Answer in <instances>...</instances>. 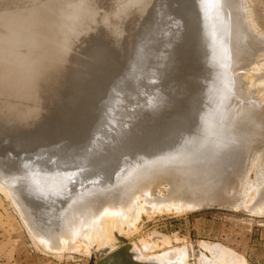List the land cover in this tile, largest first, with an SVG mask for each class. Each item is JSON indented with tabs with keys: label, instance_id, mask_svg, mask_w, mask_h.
<instances>
[{
	"label": "rangeland",
	"instance_id": "1",
	"mask_svg": "<svg viewBox=\"0 0 264 264\" xmlns=\"http://www.w3.org/2000/svg\"><path fill=\"white\" fill-rule=\"evenodd\" d=\"M50 1L51 0H27V1L26 0H0V19H1L0 20V51L2 48L5 47L6 40L9 37L10 32H11V28L12 29L14 28L15 33L17 31H19V33L22 31L30 32L29 34H31V36L33 37L35 34L34 38L36 40H44V41L46 40L48 44L44 42L46 43L44 44V47H41L38 50L40 54L38 56H33L32 58L33 60L28 59L29 60L28 63L30 62L29 64L31 65H27V66H31L33 68V73H31L32 77L30 74H27V75H29L30 78L32 79H36L38 81L40 80L42 82H48L50 81V78L51 80H54L56 78L55 87L58 93H60L61 95L60 97L64 98L66 95L68 96V94L70 95L73 94L75 99H78V97L81 98L79 99L78 103H77V100L75 101V99L73 98L72 101H74L75 104L73 103L66 104L63 101L52 103L50 101L51 99H49L51 96L50 92H45V94H42V95L39 94L36 102H39L40 100V103L43 104V109L45 110V114L39 118V121L33 122L37 125V128H34V130L38 131L39 134L40 133L41 134L43 133L42 135L50 134L52 135L51 138L53 139H56L57 137H59L60 134H63L66 136V133H65L66 130L65 128L62 127L63 125H61L63 123L64 115L67 116L70 113L72 117L71 119L73 120L71 121L72 124L70 126L71 127L78 126L82 124V120L84 122L85 121L89 122L90 120H92L96 114L95 111L99 109H103L105 105L106 107H109L110 110L114 107V106L112 107L111 104L108 105L106 103V100L103 97L105 96L106 90L108 91V93L116 94L117 96L121 94V92H124V94H128V93L132 94L131 90H133V87H135V90L139 89L140 84H142L144 80L145 82H147L146 75H144V77H143V74H140L141 76L137 75L138 77H136V80L133 77V75L136 74L134 71L135 60L137 57L135 56V53L136 55H138L140 49H142V46L143 48L145 47L151 48L150 52L145 56L144 59L146 60V62H150L151 64L155 63L154 69L158 71L159 73L156 84L154 85L149 84L150 90H149L148 98L145 97L144 104H140L139 102L134 103V100L132 98L124 110L121 109L120 111L116 110L114 112L109 111L108 113H106L108 117H106L105 115V118H107V120L108 118H110L109 126L110 125L117 126V130L120 126L122 129V130L117 131L119 134H118L116 142L120 145L125 143L124 148H126L128 151H131V154H129L127 150L125 152L122 151L121 154L119 153L116 155H113L110 153L103 154V156L94 154V156L96 155L95 156L96 159H95L94 156L92 155L95 149L91 148V150L93 149L94 151L93 150L90 151V153L91 152L92 153L87 156V158L90 157L91 159L89 160V163L85 162V166H87L88 169L90 168L89 171H91L89 172L91 173V178H89V181L91 182H95V180L98 178L96 177V172H98L102 168L106 169L107 166L111 162H113L114 158H118L117 161L120 162L119 164L121 166L122 165L124 166L125 171L123 173H126V174L129 168H130V171L132 170L134 172L143 169L140 165H142L141 161L144 159L152 160L154 157H157L159 159L162 158L166 160L169 155H167L162 150L157 151V148H155L154 144L157 141H161L162 134L166 133V131L168 130H170V133H180L181 138L186 139L187 144H191L192 142H194V140H196L197 134L195 135L196 131H194L195 129L194 127L186 126L187 124L182 125V126L179 125V126L173 127V123H174L173 120L176 117L175 115L177 114L178 111L176 113L175 112L170 113V111L172 109L171 108L172 104L173 105L177 104L179 101H183V99L185 100L186 98L189 102L193 101V98L194 100L196 98L195 100L196 107L197 106L199 107V105H203L208 102L207 104L208 109L211 108L210 107L211 100L210 101L208 100V97L206 96L203 87L205 86L206 83L207 85L212 83V82H209L210 80L214 82L215 80L214 78H217V77L219 78L217 74L222 72V70L224 69L222 67L223 65H217L216 67L210 66L209 68L210 70L212 69V71L210 70H209L210 72L207 70L202 71V72L198 71V73L194 75L193 74L190 75L188 74V72L180 71V67L184 66V64L186 66L188 64L189 59L192 57V55L195 54V52H197L198 50L197 46L201 45L200 44L201 41L202 43H205L206 45L213 44L214 47L216 46L215 47L216 50H218L217 53H220V51H222V56L224 55V53H226V56H227L225 67L226 66L228 67L227 71L229 72L228 74H225L227 76L225 81L223 83L221 81L216 82L215 85L212 83L210 87H214L216 85L222 87V89L225 90V94H224L225 97L226 96L227 97L236 96L238 99H241V101H244L243 102L244 106H248V104L251 105V103H253L254 101H257V102L260 101V103H264V98H261L264 96V92H262V96H259L258 88L255 87L256 85L259 84V82L260 83L263 82L262 84H264V70H263L264 68L263 69L261 68L260 70L257 69V71L255 70L256 72H254V70L253 71L251 70V72L253 73H250V70L248 72L247 71L245 72L246 68L243 67L244 66L243 57H239L238 59V57L234 55L233 53H231V51H229L228 48L226 50L225 48H223L224 44H222V46L219 48L217 43L214 44L215 42L213 43V41H210V36L212 35V33L209 34L210 32L209 33L205 32L203 35L195 34L194 39L191 42L187 41L188 40L187 29H186L187 20L190 21V18H191V22L194 23V25L190 23L192 27L195 26V24H196L195 27L197 28L200 27L201 20H204L203 17H205V15L208 17L207 6H209V4L207 2L204 3V2H201V0H148V1L141 0L143 3L140 0L139 1L136 0V3L134 2L135 0H133V2L132 0H124V2L123 0L121 1L111 0V3L108 2L110 0L108 1L106 0H52L51 2ZM186 1H190L191 3H194L195 5V7L193 8L194 13L190 14L189 9H188L189 4ZM242 1H243L242 9H244L243 16L244 15L245 16L243 17L244 19L242 18L243 19L241 20L242 22L238 21L242 23V24L239 23L241 24L239 26L240 27L242 26L247 31L248 29H250V31H253V33H255V37L259 35L258 37H260L259 39L261 40L260 44L261 46H264V0H247V1L242 0ZM244 1L245 3L247 2L246 5ZM142 5L143 7H141ZM245 6H247L248 9H246ZM129 8H131V10H129ZM133 9L135 11L137 10L136 12H138L136 13V16H134L135 11ZM131 11L132 13L133 12L134 13L132 14ZM234 11L235 10L228 8V14L226 18H223L222 22H220L224 25L225 30L231 28L233 24L237 23L236 17L234 16V13H235ZM247 11L249 12V14ZM143 12L147 14L151 13L152 15H154L153 16L154 19L151 18L152 21L154 20V22L156 20L155 26L153 27V29H155L153 30L154 31L153 33L151 29L149 30V26L146 27L145 25L148 22V19H147L148 17ZM246 14L248 16H246ZM141 15H143L142 17L144 16L146 17L142 18L140 17ZM157 15H160V16L157 18ZM245 19L247 20V22ZM10 22L13 23L12 24L13 27H11L12 25ZM100 25L102 26V28L100 27ZM147 25L149 24L147 23ZM135 26H139L138 27L139 29L137 30V27ZM245 26L246 27L253 26V27H251L252 28L251 29L249 27L246 28ZM143 27L144 28L146 27L145 29H148V30L145 31ZM214 28L215 26H213V29ZM140 29L144 30L147 35L144 34V31H142V33L144 34L143 35L140 32L141 31ZM149 33L151 35H148ZM137 34L140 37L137 36ZM217 36H218L217 38L220 37L218 39V43H220L223 37L222 35L219 36L218 34ZM255 37L253 39L251 38L249 39L251 44H248L247 43L248 41H246L247 47L249 45L254 50L256 49L254 47V43H256L255 42L256 39L259 40L257 37L256 38ZM140 38L141 39L143 38V39L141 40ZM225 39H226V36H225ZM251 41H253V43ZM48 45L55 46L56 48L55 54L58 50H60L61 51L60 53L62 54L64 53L68 57L72 56L71 60L69 58V65H67L68 61L65 62L67 64H64V61H62L61 63L59 61L56 62V59L52 60V56L54 55L51 54V51H50V48H48ZM54 46H52L53 49H54ZM165 46L171 47V48L173 46L175 50L178 51V57H175L176 55L174 56L171 52L170 53L167 52L169 56L165 58L164 52L166 51V49H168ZM126 49H128V51ZM128 52H130V54ZM73 55L75 56V58H73L74 57ZM72 59L75 60V62L74 61L72 62ZM165 60L167 62L166 65L164 64ZM31 61L33 62L31 63ZM55 62L58 64H56ZM85 62L89 63L87 66H90V68L87 66H86L87 69L85 68V66L83 67V63ZM44 63H47V64L43 65ZM59 63L62 66L65 65L64 68L61 67ZM238 69L239 71L243 69V71L239 72ZM72 71L74 73H77L78 77L80 76L83 80L86 81L88 79L87 84L85 83L86 84L85 85L83 83L82 85V84L70 83L69 77L72 78V74H71ZM136 71L138 70L136 69ZM243 72L245 73V75H243L244 74ZM112 74H114V76ZM107 75L112 76V78ZM169 76L173 78L170 80ZM233 77H234V80H232ZM58 78H60L61 80ZM81 78L79 79L77 78L78 81L81 80ZM246 82L248 83L247 85H246ZM81 85L84 87L86 86L87 87L84 88ZM25 90H30V89L26 88ZM262 91H264V89ZM28 92L26 93L28 94ZM31 92L32 90L30 91V93ZM216 94H218V92H214V95ZM27 96L31 97L32 95L28 94ZM41 97L43 100H41ZM152 99L154 100L159 99L160 101L166 100L167 103L171 104V106L167 107L166 108L167 110H166L164 109L165 106L160 105L157 108L158 114L156 116H148L149 119L143 120L144 109L147 108L151 104L150 103L147 106V103L151 102ZM70 100L71 99H69V101ZM25 101L30 102V99L25 100ZM25 101H22V103H25ZM0 102L2 103L0 114L7 116V118L9 119V121L6 120L7 121L6 124L10 122L11 126L16 127V125L19 124V119L17 118V116L15 115L13 116L14 112H13V108L11 109L10 102H8L5 97H0ZM40 103L39 104L37 103L36 106H39ZM216 106L220 110V112H222L221 111L222 108L220 107V104L219 106L215 104V107H214L215 109H216ZM46 110H47V113L49 112L48 115L46 114ZM82 110H84L85 112ZM164 111L165 112L169 111V113L168 114L166 113L167 115L163 114ZM77 114L80 116L84 115V118L82 117L80 120H77L78 118V116L76 117ZM163 115H166L165 116V118H167L166 120L162 119ZM46 119L49 121H47ZM75 120H77V122ZM26 123L27 122L25 121L24 125H26ZM55 124L56 126L57 125L58 126L57 127L54 126ZM84 125H87V124H84ZM51 126L55 128H51ZM50 128L52 129L54 133L51 131ZM45 129L48 131L44 133ZM107 130L106 129H102V131L100 130L99 132L101 133L103 132L104 136L103 135L95 136L94 139L97 140V137L98 138L101 137L102 139L101 141L103 142V144H106V146L109 147L110 143L112 144L113 141L110 142L111 138L107 137V139H110L108 140L110 143L108 141H105L104 143V138H106ZM127 133H128L129 138L126 135ZM1 135H3L2 132L0 133V152L3 151L6 147L5 149L6 152L4 151V155L5 156L9 155L8 162L11 163L12 161L13 163V160H11L12 158L10 157H13L17 160V161L14 160V163L16 165L20 163L19 162L20 159L22 160H21V163L18 165L20 166L19 169H18V166L16 167V165H14V163L12 167H15V168H11V169L6 168L4 166L3 168L0 165V174H1L0 175V181H1L0 183V208L8 212L9 215L14 219V221L19 225V227L21 228L22 237L26 239L28 243H31L33 246L36 247V249L40 251H43L47 254L57 255L59 257L61 256L68 257V258L73 259L74 261H79L82 264H97L100 260H101L100 264L102 262H103L102 264H107L109 262V259H107L108 258L107 255H110V257L115 260L114 264H120V263L121 264L123 263L124 264H184V261L186 264H201V263L202 264H264V205L260 204L258 206H261L262 208L261 207L255 208V206L253 205L255 204V202L251 200L252 205L254 206L253 208L251 206V202H249L250 199L253 198L252 196L254 194V196L257 195V197L255 196L256 197L254 199L255 201L259 200L260 202L262 201L264 203V199H263L264 193H261L260 196H258L257 194L258 190L259 189L261 190V187L260 188L257 187L261 185L258 183H260L261 177L262 178L264 177V154L260 157L262 160L257 159L254 162V164L247 165L246 169L248 171H244V174L242 177V179H244L243 183L244 181L247 182V184L246 182L244 183L246 187H244V185L240 187L237 186L235 189L236 190L235 193L232 190L225 191V193H227L228 195L226 197L227 198L226 200L228 201L226 202L218 203V204H202L199 206L197 205L196 208L195 206L192 208H185L184 206L183 208L182 204L175 203L176 201H173V202L170 201L172 204L175 203L176 204L175 207L178 209H175V207L172 208V204L170 202H167L168 204H166L165 202L163 204L156 205V207H150L148 210L147 208H143V209H146L147 212L141 209L142 211L133 210L134 211L133 213V212H130L132 211L130 210L128 212L132 213L133 216L131 214L129 215V213H126L125 218L130 216L129 218H126V219L124 218V221L121 223L113 222L114 227H113V224L109 225L110 226L109 228L111 229V236H112V238L110 237L111 239H109L110 240L109 244H104V245L101 244V239H98L96 237L95 238L90 237L89 239L91 241L85 240L84 243L82 244L80 240L82 236L80 237V234L78 233L73 238L76 244L73 245V247L69 245L70 248H68V246H66V244H63L64 242L60 240L63 238L65 239V237L63 236L65 235L64 234L65 232L63 234H55L54 232L52 233V231L50 233L49 231L44 230L42 231V233L40 232V234H42L41 236L39 235L40 230L38 231V229H40L43 225L42 226L41 224L39 225L37 220L39 221V218H40L42 220V223L45 222L46 224L47 220H45L44 217H46V219L49 216L51 217V215H53L52 213H55L56 210L49 208L50 206L47 207L48 205L47 204L46 207L50 209V212H49V210H46L47 208L42 209L40 207V206L44 207L43 206L44 204L42 205L40 203H38V205H35V204L40 199V197L44 195V198L42 199H45V200L46 199L48 200L49 198L53 197L51 200V206L55 207V209H58L59 206L61 207L65 201V198L62 199V197H59L62 195V192L61 191L59 192V194L61 193V195H57V194H56L57 196L52 195L54 193L53 190H55L54 188L57 185L59 186V184H56V186L55 185L48 186V183H46L48 181H45L44 179L42 180L41 177L31 176V175L29 176V174L31 173H28V172H26V174L24 173L23 175V177H25V180L22 179L23 180L22 182L19 181L21 180V178H23L21 175L22 174L21 164L23 163L24 165L22 164V166L24 167H29L31 164V161L32 160L34 161V159L38 157V153L36 155L35 152H37L36 151L37 149L39 150V148L42 147L43 138H42V144H40L41 142L40 139L39 140L35 139L31 141L29 144H27L26 146L20 147L19 145H17L20 142L14 141V145H13V142L9 138L5 136H1ZM120 136L121 138L123 136L121 141H120ZM54 142L55 141H52L51 144H53ZM8 144H10L11 146ZM9 147L11 150H7ZM56 149L57 147L56 148L54 147L55 155H56L55 151H57ZM103 150L104 148L101 149L100 151L102 152ZM19 151L21 152L20 154H19ZM15 152H17L18 154ZM91 155L93 157H91ZM104 155L106 156V158H104L105 157ZM77 157L75 158L74 156L75 159H77ZM98 157H100L101 160L103 159L102 160L103 162H98L100 160ZM93 159L97 160L98 164L94 160V163H96L97 165L100 166L99 163L103 164L100 166L101 168L99 167V169L96 170L98 166L92 163ZM256 162H258V165ZM27 163H29L28 164L29 166L25 165ZM80 163H82V167H83L84 163L82 161ZM80 163H78V165L75 164L76 165L75 169H78V166L80 165ZM93 165L96 167H93ZM82 167L80 165V168ZM91 168L93 170L95 169L94 170L95 172ZM258 169H259V172H258ZM17 170H21V172L17 174L19 172ZM5 172H7L6 175H5ZM27 173H28V176L30 177V178L28 177L30 181L32 180L37 181V178H38L37 182L39 184L41 185L46 184V185L43 187L40 185H36L34 182L31 183L30 181H28V179H26ZM128 175L130 176V174L128 173L126 178L128 177ZM1 176L4 179H1ZM5 176H7L8 178L10 177L9 179H13L14 183L12 182V180H8V178H5ZM15 176H18V178H20L21 176V178L17 180ZM31 177H35V178L33 179ZM122 179H125V175L122 176ZM6 181H8L7 182L8 184H6ZM9 181H10V184L11 183L15 184L14 187H16L15 189L17 190L26 189V191H28L27 192L28 195L34 192L33 194L35 195V197H37L36 192L38 191V195L40 196L39 199L35 198V199H38L35 202L34 196L32 194L28 198V195L26 194V192L24 193V190H21L22 193L21 191H15L14 187L10 186ZM16 181L17 183L18 181L21 182L20 185H17V183H15ZM24 181H28V182H26L25 184L23 183ZM70 181H73V179ZM63 183L64 182L62 181V184ZM23 184L24 186L26 185V187L27 185H29L28 190L26 187L23 186ZM49 184H52V183H49ZM107 184H109V182ZM30 186H33V187H30ZM36 186L39 188L40 191L43 190L42 192H40L41 194L43 193L42 195L39 194L38 188L37 190H35L36 192L32 191V188L34 190ZM52 186L54 187L52 188ZM167 186L168 184L167 185L164 184L163 188L165 189V187ZM19 187H22V188L19 189ZM49 188L51 189V194L49 193L50 191L48 192ZM163 188L161 189V193L167 195L166 189L163 190ZM239 188H241V191H239ZM244 188H247L248 190ZM254 189H255V192L257 189L256 194L254 192ZM44 190H46L47 193H49L48 194V196H50L49 198L47 196V193H45L46 191L44 192ZM244 190H247V191L244 192ZM262 190H264V188ZM11 191H14V192H11ZM19 193H21L22 195L26 194L27 196L25 195L24 198L19 197L18 195ZM228 193H231V195ZM233 194L236 196H232ZM15 197H16L17 203L15 202L16 201ZM229 197H232V199ZM261 197L263 200H260ZM22 199H25L26 201H30L31 199V201L27 203H25L26 202L25 200L23 201L25 204L29 206V208L28 207L26 208L24 206L25 204L21 201ZM53 199L54 200L56 199L57 201L59 199L60 204L57 201H54L55 203L57 202L56 205L54 204V202L52 203ZM233 199L235 200L232 201ZM18 200L21 201L20 204H19L20 201ZM141 200L139 201L140 203L142 202ZM235 201L237 202L235 203ZM32 202L33 204L35 203L34 208L33 206H30V205H33L31 204ZM247 202H249L248 205L251 206L249 207L250 209L246 205ZM21 204L22 206H20ZM181 206H182V209H181ZM21 207H25L24 210L23 208L21 209ZM60 207H59V211H57L59 214L62 212L60 211ZM62 207L61 209H63ZM153 208H155L156 210ZM257 208H259V210ZM37 209L42 213L46 211H48V213L47 212L45 214L40 213V215L42 214L43 218L39 217V215H36V214L34 215L32 213V211L35 210L36 213L38 214L39 211H37ZM40 209H42V211ZM21 210L24 212H22ZM51 210L54 212H51ZM177 212H180V213H177ZM58 213L57 215L54 214L58 218L53 216V219H54L53 221H57L59 219ZM31 214H33L34 217ZM46 214L47 216L48 215L49 216L47 217ZM24 215H27V216L24 217ZM29 215L32 217L30 218ZM102 216L103 215L100 214L99 219H96L98 220V223L100 219L102 218ZM27 217L30 219L32 218H38V219L37 220L33 219V221L32 220L29 221L30 219H27ZM50 217H49L50 222L49 221L48 222L51 224L52 219ZM131 220L133 221L131 222ZM127 222L128 224H125ZM34 223L39 225V227L35 225ZM39 223H41V221ZM31 224L34 226H32ZM36 226L38 227L37 232L35 230ZM43 228L45 229L46 227L43 226ZM80 228H79V232H80ZM125 232L126 234H124ZM47 236L48 238L46 239ZM115 237L117 238L114 239ZM44 239H46V242ZM47 240L48 241L50 240V241L47 242ZM53 242L55 243L57 242L56 245H54L55 243ZM90 242H93V244L91 245ZM46 243L48 244V246L53 245V247L49 248L48 246H46L47 245ZM126 244L128 245V247L124 246ZM90 245H91V248H90ZM57 246H58V249H57ZM98 250L99 251L102 250V252L97 255L96 251L99 252ZM103 250L105 251L103 252ZM123 250L125 251V253L129 252L131 255L129 257H126ZM91 255L93 256L95 255L93 260H91ZM181 259L182 260L184 259V261H181Z\"/></svg>",
	"mask_w": 264,
	"mask_h": 264
},
{
	"label": "bare ground",
	"instance_id": "2",
	"mask_svg": "<svg viewBox=\"0 0 264 264\" xmlns=\"http://www.w3.org/2000/svg\"><path fill=\"white\" fill-rule=\"evenodd\" d=\"M106 1H108V0H106ZM137 1H139V0H137ZM245 1H247V0H245ZM245 1H244V3H245ZM108 2L111 3V0ZM123 2H124V0H123ZM126 2H128V1H126ZM132 2H133V0H132ZM134 2L136 3V0ZM186 2L189 4L188 9H189L190 14L194 13V11H193V8L195 7L194 3H191L190 1H186ZM201 2H204V3L207 2L209 4V6H207L208 17L206 15H205V17H203L205 21L201 20L200 27H198V28L195 27L196 24L193 27H192V25H190V23H192L191 18H190V21L187 20V22H186V29H187V35H188L187 41L191 42L194 39L195 34H200V35L202 34L203 35L205 32H207V33L210 32L209 34L212 33V35L210 36V41H213V43L215 42L214 44L217 43L219 48L222 46V44H224L223 48H225V50L228 48L229 51H231V53H233L234 55H236L238 57V59H239V57H243V62L246 64L245 65L243 63V65H244L243 67L246 68L245 72L246 71L248 72L250 70V73H253V72H251V70L252 71L254 70V72H256L257 69L258 70H260L261 68L263 69L264 68V61H263L264 50H262V49H264L263 48L264 46H261V44H260L261 40L259 39L260 37H258L259 35L256 36L259 40L256 39V41H255L256 43H254V47L256 49L255 50L252 49L249 45L247 47L246 41H248L247 42L248 44H251L249 39L250 38L253 39L255 37V33H253V31H250V29H248V31H247L242 26L241 27L239 26L242 24L241 20H243L244 19L243 17L245 16V15L243 16L244 9H242L243 1L242 0H206V1L201 0ZM246 3H245V5H246ZM143 5L141 7H143ZM247 6H245L246 9H248ZM137 8H138V6H137ZM228 8L235 10L234 16L236 17L237 23L233 24L231 26V28L225 30L224 25L220 22H222L223 18H226L227 14H228ZM129 10H131V8H129ZM136 11H135L134 16H136V13H138ZM128 12H130V11H128ZM131 13H132V11H131ZM144 14L147 15V17H148L147 23L149 24V25H147V23H146L145 25H146V27L149 26V30L151 29L152 33H153L154 32L153 30H155V29H153V27L155 26L156 20L154 22V20L152 21L151 18H153L154 15H152L151 13L150 14L144 13ZM248 14H249V12H248ZM142 16L143 15H141L140 17H142ZM159 16L160 15H157V18ZM246 16H248V15L246 14ZM137 17H139V16H137ZM144 17H146V16H144ZM144 17H142V18H144ZM142 18H140V19H142ZM99 19H100V17H99ZM102 19H103V17H102ZM134 19H135V17H134ZM208 20H209V22H208ZM247 20H248V18H247ZM247 20H246V22H247ZM192 21H194V20H192ZM238 21H241V22H238ZM139 23H141V22H139ZM239 23H241V24H239ZM12 24L13 23H11V25ZM192 24L194 25V23H192ZM133 26H134V24H133ZM213 26H215L214 29H213ZM11 27H13V25ZM100 27L102 28L101 25H100ZM135 27H137V30L139 29L138 28L139 26H135ZM247 27H249V26H247ZM251 27H253V26H251ZM251 27H249V28H251ZM145 28H144L145 31L148 30ZM16 29H15V31H16ZM111 29H113V28H111ZM254 29H255V27H254ZM12 30L14 32V28L13 29L11 28V32H10L9 37L6 40L5 47L2 48L0 51V97H5L7 99V101L10 102L11 109L13 108V112H14L13 116L14 115L17 116V118L19 119V124L16 125V127H13L10 125V122H9L7 124H9L10 126L7 125L6 120L9 121V119L7 118V116L0 114V130H1L0 133L1 132L3 133V135H1V136H5V137L9 138L13 142V145H14V141L20 142L19 144H17L20 147L26 146L27 144H29L31 141H33L35 139L36 140L40 139L41 142L40 141L39 142H40V144H42V138H43L42 147L39 148V150L37 149L36 150L37 152H35L36 155L38 153V157H36L34 159V161L32 160L33 162L31 161L30 166L28 165L29 163L25 164L26 166H29V167H24V166H22L23 163L21 164V167H22V174L21 175L23 177L24 173L26 174V172H28V173H31V174H29V176L31 175V176L41 177L42 180L44 179L45 181H48V182H46V183H48V186H51V185L56 186V184H59V186L57 185L58 187L56 186L58 188V190L56 187L54 188L55 190L52 189L54 192L52 195H56V194L61 195V193L59 194V192L61 191L62 195L59 197H62V199L65 198V201L63 200L65 204L61 203L63 206V207L62 206L61 207L63 209H61V207L59 206L60 211H62L59 214L57 212V211H59V207H58V209H55V207L51 206V200L53 197L49 198L50 196H48L49 193L51 194V189H50L51 187L48 190V192L50 191L49 193H47V191L44 190V192L46 191L45 193H47V196L49 198L48 200L42 199V198H44V195L41 197L38 195V191L37 192L35 191L38 188L37 186L35 187L34 190L32 188V191H35L37 193V197H35V195L33 194L34 192L33 193L29 192L34 196V199L35 198L39 199V197H40L39 200L35 199V202H36V200H38L36 202V204L34 203L35 205H38V203H40L41 205L44 204L43 205L44 207L40 206V204H39V206L42 209H46L48 206H50L49 208L56 210V212L59 215V219L58 220L55 219L58 222L53 221L54 220L53 216L57 215L56 212L52 213L53 215H51V217L48 215L52 219L51 224H50L49 223L50 222L49 217L46 214V216L48 218L46 219V217H44L45 220H47L46 224H45V222L42 223V220L39 217H42V214H45L46 212L48 213V211H46V210H49V212H50V209L47 208L45 210L46 212L43 211L44 213L40 212L37 209V211H39L38 214L36 213L35 210L32 211V213L34 215L35 214L39 215V217L37 216L39 218V221L37 220L38 218L30 219L32 217L30 215H29L30 218L27 217V219H30L29 221H31V220L33 221V219H35V220H37L39 225L41 224V226L43 225L44 227H46L44 229L42 226L40 229H38V231L40 230L39 235H41V236H42V234H40V232L42 233V231H44V230H47L50 233L52 231V233L54 232L55 234H63L65 232L64 233L65 235H63L65 237V239L63 238L60 240H62V242H64L63 244H66V246H68V248H70V246L73 247V245L76 244L75 241L73 240V238L76 234L79 233L80 237L82 236L80 239L82 244L84 243L85 240H90L89 239L90 237H94V238L96 237L98 239H101V244L104 245V244H109L110 243L109 239L112 238L111 229L109 228L110 227L109 225L113 224V227H114L113 222H115V223L123 222L124 218L126 216V213H129V215L130 214L132 215V213H130V212L134 213V211H138V210H141L143 208H147V210H148L150 207H156V205L163 204L165 202H166V204H168L167 202H170V201H172V202L176 201L175 203L182 204L183 208H184V206H185V208H192L194 206L196 208L197 205L199 206L202 204H218V203L226 202V201H228V200H226L227 199L226 197L228 195H227V193H225V191L226 190H232L235 193V191H236L235 189L237 186H239V187L243 186L246 181H244V183H243L244 179H242V177H243L244 171H248L246 169L247 165L254 164V162L257 159H261L260 157L264 154V103H260V101L259 102L254 101L253 103H251V105L248 104V106H244L243 105L244 101H241V99H238L236 96L235 97H233V96L227 97L226 96L227 97L226 98L224 95L225 90L222 89V87L217 86V85L214 87H210L212 83L215 85L216 82L221 81L223 83L225 81V79L227 77L225 74H228V72H229V71H227L228 67L227 66L225 67V62H226L227 56H226V53H224V55L222 56V51H220V53H217L218 50H216V48H215L216 46L214 47L213 44H212L213 46L211 44L206 45L205 43H202V41H201L200 42L201 45L197 46V49H198L197 52H195V54L192 55V57L189 59L188 64L186 66L184 64V66L180 67V71L188 72V74L194 75V74H197L198 71L199 72H202L205 70L209 71L210 66L216 67L217 65H223L222 66L224 68L222 70L223 73L220 72L217 74L219 76V78L218 77L214 78L215 79L214 82L212 80H210L209 82H212V83H210L208 85L206 83L205 86L203 87L205 94L208 97V100L209 101L211 100V103L209 102L211 108L208 109V106H207L208 102L203 104V105H199V107L198 106L196 107V101H195L196 98H195V100L193 98V101H191V102H189L186 98L185 100L183 99V101H179L177 104H174V105L172 104V106H171V104L167 103L166 100L160 101L159 99H157V100L152 99L151 102L147 103V106H148V104H150V103L151 104L147 108H145L144 112H143V116H144L143 120L149 119L148 116H156L158 114V110H157L158 106L163 105V106H165L164 109L171 106L172 109H171L170 113H173V112L176 113L178 111L176 115L174 114L176 117L173 120V122H174L173 127H176L179 125L182 126L185 124H187L186 126L194 127L195 128L194 131H196L195 135L197 134L196 140H194V142H192L191 144H187L186 139L181 138L180 133H170V130H168V131H166V133L162 134V140L157 141L154 144L155 148H157V151L162 150L167 155H169L166 160H164L162 158L159 159L157 157H154L152 160H145L144 159L141 161L142 165H140L143 169L134 172L132 170L130 171V168H129L127 174L129 173L130 176L128 175V177L126 178L127 174L123 173L125 171L124 166L123 165L121 166L119 164L120 162L117 161L118 158H114L113 162H111L107 166L106 169L102 168L101 170L96 172V177H98V178L95 180V182H91V181H89V178H91V173H89V172H91V171H89L90 168L88 169L87 166H85V162L89 163V160L91 159L90 157L87 158V156L92 153V152L90 153V151L93 150V149L91 150V148L95 149V151L93 150L94 151V153L92 154L93 156H94V154L103 156V154H107V153L116 155L119 153L121 154L122 151L125 152L127 150L126 148H124L125 143L120 145L116 142L118 134H119L117 131L122 130L121 127L119 126V128L117 130V126H114V125L109 126L110 118H108V120H107V118H105V115H106V117H108V115L106 113H108L109 111L114 112L116 110L117 111H120L121 109L124 110L132 98L134 100V103L139 102L140 104H144L145 97L148 98V94H149V90H150L149 84L150 85L156 84V81H157V78L159 75L158 71H156L154 69L155 63L151 64L150 62H146V60L144 59L145 56L150 52L151 48L145 47V46H144L145 48H143V46H142V49H140L138 55H136V53H135V56H137V57H136V60L134 59L135 60L134 71L136 74H134L133 77L136 80V77H138L137 75L141 76L140 74H143V77H144V75H146L147 82H145V80H144V82H142V84H140V86H139L140 88L137 90H135V87H133V90H131L132 94H129V93L124 94V92H121V94L116 96V94L108 93V91L106 90L105 96H103V97L106 100V103L108 105L111 104L112 107L113 106L114 107L110 110L109 107H106V105H105L103 109L96 110L95 111L96 114H95L94 118L90 121L87 120L89 122H86V121L84 122L82 120V124L75 126V127H71L70 126L72 124L71 121H73L71 119L72 118L71 114L69 113V115H67V116L64 115L63 116V123L61 125H63L62 127L65 128V130H66V132H65L66 136L63 134H60L59 137H57L56 139H53V138H51L52 135H50V134L42 135L43 133L42 134L40 133L41 134L40 135L38 131L34 130V128H37V125L33 122L39 121V118L45 114V110L43 109V104L40 103V100H39V102H36L38 95L39 94H41V95L45 94V92H50L51 96H50V98L48 96V98L51 99L50 101L52 103L63 101L66 104H71V103L75 104V102L72 101V99L73 98L75 99V97L73 96V94H71V95L68 94V96L65 94L66 96L64 98L60 97L61 95H60V93H58V91L56 90V87H55V85H56L55 79L56 78L54 80H51V78H50V81L42 82L40 80L38 81L36 79H32V78H30L29 75H27V74L31 75V73H33V68L31 66H27V65H31V64H29L30 62L28 63V61H29L28 59H32L33 56H38L40 54V52L38 50L41 47H44V44H46V43L48 44V42H46V40L45 41L44 40H36L34 38L35 37L34 33H33L34 34V37H33V36H31V34H29L30 32L22 31L19 33V31H17L16 33L15 32L13 33ZM140 30L139 31L141 33H142V31H144L142 29H140ZM145 31H144V34H146ZM147 33H148V31H147ZM258 33H259V31H258ZM217 34L219 36L222 35V37H223L222 41L220 43H218V39L220 37L217 38L218 37ZM256 34H257V32H256ZM148 35H151V34L149 33ZM137 36H139V35L137 34ZM225 36H226V39H225ZM44 42H46V43H44ZM58 42H59V40H58ZM251 42L253 43V41H251ZM52 44H53V42H52ZM130 44H132V43H130ZM57 45H58V43H57ZM52 46H54V45H52ZM52 46L48 45V48H50L51 54L55 56V57L52 56V60L56 59V62L59 61L61 63H62V61H64V64L68 63L67 65H69V58L71 60L72 56L68 57L66 54L60 53L61 51L58 49L57 50L59 52L57 51L55 54L56 48L54 46V49H55L54 50ZM165 47H167V46H165ZM167 48L168 49H166V51L164 52L165 58L169 56V54L167 52H169V53L171 52L174 56L176 55L175 57H178V51H176L173 46H172V48L171 47H167ZM126 50L128 51V49H126ZM128 53L130 54V52H128ZM73 58H75V56ZM238 59H237V61H238ZM66 61H68V62L65 63ZM73 61L75 62V60L72 59V62ZM32 62L33 61H31V63ZM165 62H166V60H165ZM165 62H164V64L166 65L167 62L166 63ZM47 63H49V62H47ZM47 63H44L43 65H46ZM94 63H96V62H94ZM133 63H134V61H133ZM56 64H58V63H56ZM88 64L89 63H86V62L83 63V67L85 66L86 69H87V67L90 68V66H87ZM57 66H59V65H57ZM60 66L64 68L65 65L62 66L60 64ZM136 69L138 71H136ZM210 71H212V69ZM238 71H239V69H238ZM241 71H243V69ZM241 71H239V72H241ZM54 72H56V71H54ZM35 73H37V72H35ZM98 73H99V71H98ZM37 74H39V73H37ZM71 74H72V78L69 77L70 83H76V84H82V85H83V83L87 84L88 79L86 81L83 80L80 76L78 77L77 73H74L73 71L71 72ZM241 74H239V75H241ZM112 75L114 76V74H112ZM243 75H245V73ZM36 76H38V75H36ZM107 76L112 78V76H110V75H107ZM31 77H32V75H31ZM101 77H103V76H101ZM77 78L78 79L81 78V80L78 81ZM172 78L173 77L169 76L170 80ZM58 79H60V78H58ZM232 80H234V77ZM247 82H246V85L248 84ZM262 83L263 82H261V83L259 82V84L255 86L258 88V95L259 96H262V92H264V91H262L264 89V84H262ZM225 84H227V83H225ZM30 85H32V86H30ZM82 87H84V86H82ZM86 87H84V88H86ZM26 88H29L30 90H25ZM31 90H32V92L30 93ZM34 90H36V91H34ZM82 91H84V90H82ZM26 92H28V94H30L32 96L31 97L27 96L28 94ZM214 92H218V94L214 95ZM239 94H241V93H239ZM77 96H78V94H77ZM261 98H264V96ZM23 99H25V100L30 99V102L25 101ZM69 99H71V100L69 101ZM79 99H81V98L78 97V99H75V101L77 100V103H78ZM41 100H43L42 97H41ZM22 101H25V103L26 102H28V103L25 104V103H22ZM37 103L38 104L40 103L42 108L40 105L36 106ZM215 104L218 106L220 104V107L222 108L221 109L222 112H220V110L217 108V106H216V109L214 108ZM1 105H2V103L0 102V111H1ZM223 107H224V109H223ZM71 108H73V107H71ZM84 110H82V111H84ZM48 113L46 110L47 115H48ZM166 113L168 114L169 111L163 112V114H166ZM78 114L76 115V117L78 116L77 120H80L82 117L84 118L85 113H84V115L82 114L83 116H80ZM166 115H163V117H162L163 120L167 119V118H165ZM51 119H53V118H51ZM77 120H75V121L77 122ZM23 121L27 122L26 125H24ZM47 121H49V120H47ZM75 121H74V123H75ZM84 124H87V125H84ZM52 126H51V128H55ZM54 126H56V124ZM102 129H106V130L109 129V130H107L108 132L106 131V138H104V143H105V141L110 140V139H107V137L111 138L110 142L113 141L112 144L108 141L110 143L109 147L106 146V144H103V142L101 141L102 140L101 137H99L100 140L98 137H97V140L94 139L95 136L103 135V132L102 133L99 132L100 130L102 131ZM46 131H48V130L45 129L44 133ZM51 131H52V129H51ZM60 131H61V129H60ZM126 135L128 137V133ZM2 139H3V137H2ZM52 141H55V142L53 144H51ZM63 142H64V144H63ZM38 143H36V144H38ZM8 145H10V144H8ZM54 147L55 148L57 147V149H56L57 151H55L56 155L54 153ZM28 148H30V147H28ZM103 148H104V150L101 152L100 150ZM5 149H6V147H5ZM5 149L0 152V165H1V167L4 166V167L10 168V169L15 168L12 166H13L14 160H16V159L13 157H10V158H12L11 160H13V163L11 160H10L11 163H9L8 162L9 155H6V156L4 155V151L6 152ZM15 149H16V147H15ZM7 150H11L10 147ZM18 150H17V152H18ZM17 152H15V153H17ZM127 152H129V154H131V151L127 150ZM11 153H13V152H11ZM20 153L21 152L19 151V154ZM14 154H12V155H14ZM92 155H91V157H93ZM74 156H75V158L78 156L77 159H75ZM95 156H94V158H95ZM98 158L101 160L100 157H98ZM104 158H106V156ZM95 159H93L92 163H94ZM21 160L22 159H20V161H19L20 163H21ZM100 160L98 162H103L102 161L103 159L101 161ZM81 161L84 163L85 167L84 166L82 167V163H80ZM95 161L97 162V160H95ZM144 161H146V162H144ZM98 162H97V164H98ZM20 163H18L17 165L14 163V165H16V167H17ZM78 163H80L82 168H80V165H79L78 169H75V167H76V165H78ZM256 163L258 165V162H256ZM95 164L96 163H94V165ZM97 164H96V166H98V167L96 168V170L99 169V167L101 165H103L101 163H99L100 166ZM261 164H263V163H261ZM94 165H93V167H96ZM19 167L20 166H18V169H19ZM73 167H74V169H73ZM91 167H92V165H91ZM17 171H19L17 174H19L21 172V170H17ZM8 172H9V170H8ZM258 172H259V169H258ZM28 173L26 175L27 176L26 179H28V177H29ZM6 174H7V172H5V175ZM92 175H94V174H92ZM123 175H125V179H122ZM2 176H1V179H4V178H2ZM15 177L17 178V180L21 178V176H20V178H18V176H15ZM5 178H8V177L5 176ZM9 178H8V180H12V182H13V179H9ZM31 178L34 179L35 177H31ZM41 178H40V180H41ZM22 179L25 180V177L21 178V180H19V181L22 182L23 181ZM72 179H73V181H70ZM19 181H18L19 184L17 183V181L15 183H17V185H20L21 182H19ZM28 181H30V180L28 179ZM28 181H24L23 183L26 184V182H28ZM37 181H38V178H37ZM37 181L32 180L30 182L31 183L34 182L36 185H40L43 187L46 185L45 183H44L45 185H41ZM62 181L64 182L63 184H62ZM7 182L8 181H6V184H8ZM108 182H109V184H107ZM0 183H1V181H0ZM13 183L10 184V181H9V184L12 187H14V185H15ZM49 183H52V184H49ZM53 183H55V184H53ZM35 184H33V185H35ZM164 184H166V185L168 184V186L165 187V189L167 191V193H166L167 195L161 193V189L163 188ZM246 184H247V182H246ZM258 184H261L257 187H259V188L261 187V190H262L264 188V177L263 178L261 177V181ZM29 185H27V187H26V185L24 186V184H23V186L26 187L27 190H28ZM7 186H6V188H7ZM22 187H19V189ZM30 187H33V186H30ZM53 187L54 186H52V188ZM244 187H246V185H244ZM255 187H256V185H255ZM15 188L16 187H14V189ZM241 188H239V191H241ZM40 189H42V188H40ZM165 189L163 188V190H165ZM244 189H247V188H244ZM257 189H256V192H257ZM11 190H12V188H11ZM21 190H24V193L26 192V194L28 192V191H26V189H21ZM21 190L15 189V191H21ZM38 190H39V188H38ZM237 190H238V188H237ZM247 190H244V192ZM261 190L260 189L258 190V193H257L258 196H260L261 193H264L263 192L264 190H262V191ZM42 191L39 190V194H41L40 192H42ZM259 191H261V192H259ZM11 192H14V191H11ZM254 192H255V189H254ZM256 192H255V194H256ZM16 193H18V192H16ZM21 193H22V191H21ZM21 193L18 194L19 197L24 198V196L26 194L23 193L24 195H22ZM231 193H228V194L231 195ZM20 194H21V196H20ZM31 194H29V195L27 194L28 198ZM236 194H237V192H236ZM238 195H240V194H238ZM232 196H236V195L233 194ZM255 196L257 197V195H255ZM255 196L253 194V196H252L253 198H251L249 202H251V200L254 201L255 204H253V205L255 206V208L261 207V206H258L260 204L264 205V203L262 201L260 202L257 199H256L257 201H255L254 200L256 198ZM237 197H239V196H237ZM262 197L260 198V200L264 199V198L262 199ZM229 198L232 199V197H229ZM258 199H259V197H258ZM15 200H16V197H15ZM24 200L25 199H22L21 201L23 202ZM140 200L142 201L141 203L139 202ZM234 200L235 199H233L232 201H234ZM18 201H20V200H18ZM21 201L19 202V204L21 203ZM30 201H31V199H30ZM30 201H26L25 203L30 202ZM39 201H41V202H39ZM54 201H57V200L53 199L52 203ZM237 201H235V203ZM15 202L17 203V200ZM57 202H59V199ZM249 202L246 203L248 208L251 206L254 208V206L252 205V202H251V206L248 205ZM56 203L54 202L55 205H56ZM175 203H173V204H175ZM244 203H245V201H244ZM31 204H33V202ZM34 204L30 205V206H33V208H34ZM59 204H60V202H59ZM173 204H172V208L176 206V204L175 205H173ZM46 205H47V207H46ZM20 206H22V204ZM24 206L26 208L27 207L29 208V206L27 204H25ZM182 206H181V209H182ZM25 207H21V209L23 208V210H24ZM261 208H260V210H261ZM42 209H40V210L42 211ZM153 209H155V208H153ZM175 209H178V208L175 207ZM257 209L259 210V208H257ZM130 210H132V211H130ZM143 210H145V212H147L146 209H143ZM128 211H130V212H128ZM22 212H24V211H22ZM51 212H54V211L51 210ZM40 213H42V214L40 215ZM177 213H180V212H177ZM33 214H31V215H33ZM100 214L103 216L98 223V220H96V219H99ZM27 215H24V217ZM34 215H33V217H34ZM129 217H126V218H129ZM56 218H58V217H56ZM40 221H41V223H39ZM132 221L133 220H131V222ZM30 223H32V222H30ZM34 224L37 225L36 223H34ZM125 224H128V222ZM39 225H37V226L39 227ZM32 226H34V225H32ZM37 226L35 227L36 232H37V228H38ZM79 228H80V232H79ZM120 228H118V229H120ZM116 234H118V233H116ZM124 234H126V232ZM47 238H48V236L46 237V239ZM94 238H92V239H94ZM116 238L117 237H115L114 239H116ZM46 239H44L45 242H46ZM49 239H51V238H49ZM49 241L47 240V242H49ZM54 241H55V239H54ZM45 242H44V244H45ZM86 242H88V241H86ZM53 243H55V242H53ZM56 243L54 245H56ZM58 244H59V242H58ZM90 244L92 245L93 242H90ZM91 245H90V248H91ZM46 246H48V244ZM105 246H107V245H105ZM124 246L128 247L127 244ZM48 247L51 248V247H53V245L48 246ZM57 249H58V246H57ZM59 249H61V248H59ZM105 250H103V252ZM101 252H102V250H100L99 252L96 251V254L98 255ZM124 253H125V251H124ZM125 255H126V257H129L131 254L129 252H126ZM91 256L94 259L95 255L94 256L91 255ZM107 257H108L107 259H109V262L107 264H114L115 260L112 259L110 257V255H107ZM181 261H184V259L183 260L181 259ZM204 262H205V260H204ZM184 264H186L185 261H184Z\"/></svg>",
	"mask_w": 264,
	"mask_h": 264
},
{
	"label": "crops",
	"instance_id": "3",
	"mask_svg": "<svg viewBox=\"0 0 264 264\" xmlns=\"http://www.w3.org/2000/svg\"><path fill=\"white\" fill-rule=\"evenodd\" d=\"M0 264H82L71 258L47 254L22 237L21 228L0 208Z\"/></svg>",
	"mask_w": 264,
	"mask_h": 264
},
{
	"label": "water",
	"instance_id": "4",
	"mask_svg": "<svg viewBox=\"0 0 264 264\" xmlns=\"http://www.w3.org/2000/svg\"><path fill=\"white\" fill-rule=\"evenodd\" d=\"M122 135V134H121ZM123 138V136H122ZM121 136H120V141L122 140ZM125 240V239H124ZM91 260H93V257L91 256ZM101 261V260H100ZM100 261L97 264H100ZM92 262V261H91Z\"/></svg>",
	"mask_w": 264,
	"mask_h": 264
}]
</instances>
